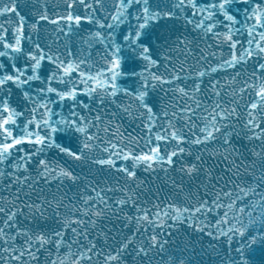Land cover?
<instances>
[{"label": "snow or ice", "instance_id": "6c2138e0", "mask_svg": "<svg viewBox=\"0 0 264 264\" xmlns=\"http://www.w3.org/2000/svg\"><path fill=\"white\" fill-rule=\"evenodd\" d=\"M181 229L264 264V0H0V264H192Z\"/></svg>", "mask_w": 264, "mask_h": 264}, {"label": "water", "instance_id": "95a60500", "mask_svg": "<svg viewBox=\"0 0 264 264\" xmlns=\"http://www.w3.org/2000/svg\"><path fill=\"white\" fill-rule=\"evenodd\" d=\"M72 167L75 169L77 174L82 176L87 175L89 172V166L87 163H73ZM102 176V174H99ZM138 176L140 179L144 180L146 185L155 190L156 188L165 187L164 180L166 179L163 172H157L155 174L145 173L143 170H139ZM52 192H56V185L54 184L51 188ZM64 191H68L69 195H72V192L75 191V187L72 186L71 189L65 188ZM107 224V222H104ZM109 228L112 227L111 224L107 225ZM174 241L171 245L172 249L179 254V249H183L184 245L189 241H197L195 244V251H192V244L189 243V251L183 253V255L189 258L192 261V264H221L220 257L217 256L211 248H209L211 242L209 238H204L200 240L198 237L192 236L190 233H186L181 229L180 231L174 233L173 237L170 238ZM201 244L203 247H201ZM219 248L220 246L217 245ZM223 249H221V255L223 254Z\"/></svg>", "mask_w": 264, "mask_h": 264}]
</instances>
